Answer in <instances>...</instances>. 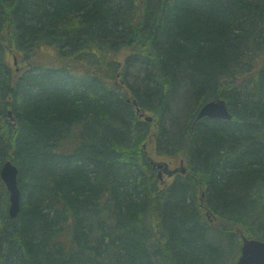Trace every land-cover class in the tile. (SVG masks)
Listing matches in <instances>:
<instances>
[{
	"label": "trees",
	"instance_id": "16d2710c",
	"mask_svg": "<svg viewBox=\"0 0 264 264\" xmlns=\"http://www.w3.org/2000/svg\"><path fill=\"white\" fill-rule=\"evenodd\" d=\"M219 96L232 118L195 120ZM8 108L0 264H233L264 240V0H0ZM149 156L188 173L163 186Z\"/></svg>",
	"mask_w": 264,
	"mask_h": 264
},
{
	"label": "water",
	"instance_id": "95a60500",
	"mask_svg": "<svg viewBox=\"0 0 264 264\" xmlns=\"http://www.w3.org/2000/svg\"><path fill=\"white\" fill-rule=\"evenodd\" d=\"M127 100L130 101V99ZM133 104L136 105L135 100H133ZM140 115H143V113ZM203 117L230 120L232 115L229 113L224 100L216 98L215 100L206 102L201 107L197 119ZM144 118L147 121L151 120L150 116H144ZM151 165L158 169L159 177L163 173L167 176H172L176 173H184L186 170V166L182 160L179 161L178 166L175 168H169L168 163L162 160L151 159ZM17 174V168L9 161L5 162L0 168V178L9 193L8 206L11 217H15L20 211V190ZM235 264H264V240L241 235L240 255Z\"/></svg>",
	"mask_w": 264,
	"mask_h": 264
},
{
	"label": "bare ground",
	"instance_id": "6f19581e",
	"mask_svg": "<svg viewBox=\"0 0 264 264\" xmlns=\"http://www.w3.org/2000/svg\"><path fill=\"white\" fill-rule=\"evenodd\" d=\"M216 98H219V99H222V100H224V102H225V104H226V107H227V109H228V111H229V113L232 115V113L230 112V109H229V107H228V105H227V102H226V100L224 99V98H222V97H216ZM216 98H213V99H210V100H208V101H206V102H209V101H212V100H215ZM205 102V103H206ZM205 103H203L200 107H199V109L197 110V113H196V119L195 120H199V119H201V118H199V119H197V115H198V113H199V111H200V109H201V107L205 104ZM210 118H212V117H210ZM2 119L4 120V121H7L10 125H12L13 127H16V125H17V123H16V120H15V117H14V115H13V113H12V110L10 109V108H8L7 109V111H6V114H5V116H0V123H2L3 121H2ZM214 119H219V118H214ZM224 120H226V119H224ZM58 144L56 145V147L54 148V152H56V153H61L62 151H67V150H69L72 146H73V144L75 143V139H74V136L73 137H68V136H63V137H60V139L58 140ZM170 157V156H169ZM179 159L178 160H182V161H184L186 164H187V161H186V159H185V157H182V156H179L178 157ZM151 159L152 160H156L155 159V157H153V156H149V161H150V164H151ZM7 161H9V162H11L12 163V165H14L16 168H17V173L19 174V171H20V166L19 165H17V163H14L9 157H7L6 159H4L2 162H1V164H0V168H1V166L5 163V162H7ZM153 167V166H152ZM155 170H156V175H157V177H159V175H158V169L156 168V167H153ZM188 170H189V167H188V164H187V166H186V170H185V172L184 173H177V175H181V176H185L187 173H188ZM18 174H17V178H18ZM4 184V183H3ZM4 187H5V185H4ZM18 187H19V183H18ZM198 188H199V190L202 188V186H198ZM6 189V188H5ZM1 190V189H0ZM19 190H20V207H21V204H22V200H23V196H22V193H21V189H20V187H19ZM6 192H7V197H8V195H9V193H8V191L6 190ZM202 196H204V192H202ZM7 202H8V198H7ZM6 211H7V214H8V216L10 217V218H15V217H17V215L15 216V217H11V215H10V212H9V206H8V203H7V206H6ZM19 214V213H18ZM211 221V220H210ZM222 225H226V223H224L223 221H222V223H221ZM212 225V224H211ZM213 229L214 228H217L215 225H212L211 226ZM65 235H67V237H64ZM62 239L64 240V241H68V239H69V234L68 233H64L62 236ZM237 242H236V240H232V245L234 246V248L236 249L237 248ZM231 245V247L233 248V246ZM231 247H230V249H231ZM232 251V250H231ZM228 254V253H227ZM228 255H229V257H228ZM227 256H226V258L224 259V261H226V262H224V264L226 263H228V261L230 260V253L228 254Z\"/></svg>",
	"mask_w": 264,
	"mask_h": 264
},
{
	"label": "rangeland",
	"instance_id": "374dc122",
	"mask_svg": "<svg viewBox=\"0 0 264 264\" xmlns=\"http://www.w3.org/2000/svg\"><path fill=\"white\" fill-rule=\"evenodd\" d=\"M123 57V56H122ZM120 57L118 58V64L120 65L123 62V58ZM12 59H13V55H9L8 56V62L12 65ZM24 65L23 62H21L20 60L16 59V64H15V68L18 69L19 67H22ZM156 160H164L170 163L171 166H177L179 164L178 162V157H169V156H155ZM64 237H67V235H65Z\"/></svg>",
	"mask_w": 264,
	"mask_h": 264
},
{
	"label": "flooded vegetation",
	"instance_id": "af4514ba",
	"mask_svg": "<svg viewBox=\"0 0 264 264\" xmlns=\"http://www.w3.org/2000/svg\"><path fill=\"white\" fill-rule=\"evenodd\" d=\"M176 176H177V174H175V175L172 177V179H174ZM165 177H166L165 175H162V176L160 177V178H161V181H164ZM172 179H171V180H172ZM163 183H164V182H163Z\"/></svg>",
	"mask_w": 264,
	"mask_h": 264
}]
</instances>
